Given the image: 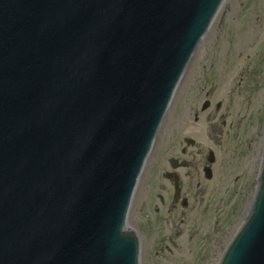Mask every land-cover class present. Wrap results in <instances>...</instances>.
Wrapping results in <instances>:
<instances>
[{"label": "water", "instance_id": "water-1", "mask_svg": "<svg viewBox=\"0 0 264 264\" xmlns=\"http://www.w3.org/2000/svg\"><path fill=\"white\" fill-rule=\"evenodd\" d=\"M228 0H0V264H140L133 200ZM219 264H264V153Z\"/></svg>", "mask_w": 264, "mask_h": 264}, {"label": "rangeland", "instance_id": "rangeland-1", "mask_svg": "<svg viewBox=\"0 0 264 264\" xmlns=\"http://www.w3.org/2000/svg\"><path fill=\"white\" fill-rule=\"evenodd\" d=\"M183 148L185 160L196 165L187 178L180 171L191 199L186 209L174 208L170 192L158 188L168 187V160L182 158ZM210 150L216 161L206 164ZM263 153L264 0H228L187 71L140 180L131 228L148 214L139 211L141 204H158V194L167 202L156 223L144 226L140 264H219L256 194ZM175 232L172 243L167 237Z\"/></svg>", "mask_w": 264, "mask_h": 264}, {"label": "flooded vegetation", "instance_id": "flooded-vegetation-1", "mask_svg": "<svg viewBox=\"0 0 264 264\" xmlns=\"http://www.w3.org/2000/svg\"><path fill=\"white\" fill-rule=\"evenodd\" d=\"M208 106H209V103L204 104L203 110H206V108ZM186 142L190 146L195 145V141H193V140H186ZM187 154H189V152L187 151L186 148H183L181 151L182 158H170L168 160V164L171 168V171H167L164 175L165 180L168 182V187L165 185H160L158 187L160 190H163L164 192H170V196L172 197V202H174V208L179 206L180 208L186 209L191 204V199H190L189 195L185 193V185L186 184L184 181V177L180 172L182 170L183 171L186 170L187 172L185 174V177L187 178V177L192 175V172L190 171V169L194 168L196 166L195 162H189V161L185 160L184 156ZM206 161H207L206 164H208V163L213 164L216 161L215 154L211 150L207 154ZM139 184H140V182H139ZM135 197H136V195H135ZM155 200L158 201V204H153L151 206H150V204H148V205L147 204H141L139 206V211L144 213L146 208H147L148 214L145 216V218L143 220L141 218H139V223H138L137 228L133 229L129 226L132 230H134L138 234L139 239H140V243H142V241H143L142 231H145L144 226L146 227L148 225H151V226L154 225V223H156L157 216L161 217V214H160L161 208H164L167 205V202H166L163 195L158 194L156 196ZM134 201H135V198L133 200L132 208L134 205ZM132 208H131V212H132ZM131 212H130V215H131ZM128 222H129V220H128ZM170 236H172V240L170 239V241L172 243H175L174 239L179 237V233L175 232V233L170 234L167 237V240H168V238H170Z\"/></svg>", "mask_w": 264, "mask_h": 264}, {"label": "bare ground", "instance_id": "bare-ground-1", "mask_svg": "<svg viewBox=\"0 0 264 264\" xmlns=\"http://www.w3.org/2000/svg\"><path fill=\"white\" fill-rule=\"evenodd\" d=\"M186 75H187V73H186ZM186 75H185V77H186ZM185 77H184V79H185ZM184 79H183V80H184ZM249 207H250V205H249ZM249 207H248V209H249Z\"/></svg>", "mask_w": 264, "mask_h": 264}]
</instances>
